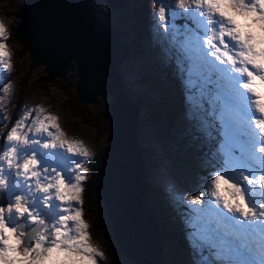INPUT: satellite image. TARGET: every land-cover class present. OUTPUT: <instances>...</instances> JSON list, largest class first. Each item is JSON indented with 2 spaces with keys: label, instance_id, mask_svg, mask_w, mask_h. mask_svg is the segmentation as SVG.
I'll return each instance as SVG.
<instances>
[{
  "label": "snow or ice",
  "instance_id": "6c2138e0",
  "mask_svg": "<svg viewBox=\"0 0 264 264\" xmlns=\"http://www.w3.org/2000/svg\"><path fill=\"white\" fill-rule=\"evenodd\" d=\"M157 2L156 34L207 149L196 195L166 185L194 264H264V0ZM6 33L0 23V70L10 72ZM6 96L0 81V109ZM10 119L0 111V124ZM57 120L36 105L0 134V264L104 258L83 219L92 153Z\"/></svg>",
  "mask_w": 264,
  "mask_h": 264
},
{
  "label": "rangeland",
  "instance_id": "374dc122",
  "mask_svg": "<svg viewBox=\"0 0 264 264\" xmlns=\"http://www.w3.org/2000/svg\"><path fill=\"white\" fill-rule=\"evenodd\" d=\"M90 2L98 16L110 26L121 27L118 23L120 17H123L127 23V33L123 39L132 47L128 58L119 66L121 82L125 86L127 96L133 101L139 96L150 97L155 107L164 101L160 114L169 112L168 126L166 127L163 123L164 129L161 132L158 131L163 128L162 124L159 122L157 126V121L162 120L160 117L151 120L144 114L136 126L142 145L145 176L149 174L152 177L151 181L145 177L149 185L147 197L151 213L157 216L159 233L163 237L162 258L165 264H194L196 257L193 256L186 242L180 208H177L180 205L174 206L166 190L163 189L160 196L157 193L159 187L153 186L154 181L161 175L160 169L169 167L167 173H171L170 175L180 188L186 186L183 181V176L186 175L188 177L186 182L190 184L188 188L197 194L203 177L207 174L203 164V153L207 151L204 137L194 123L186 119L185 91L175 69L164 55V44L160 42L156 34L154 12H158L161 5L157 0H123L122 8L114 9L106 0H90ZM22 6L23 0H0V23H3L7 29L4 43L11 56L12 66L10 72L0 70V81L11 85L10 102L6 96L5 106L2 108L3 114L10 116L11 119L0 124V134L6 136L15 121L24 115L25 109L36 105L43 106L45 113L58 117L57 123L66 134L65 138L82 141L92 153L91 159L86 164L88 171L87 179L83 184L84 191L99 170L110 126L115 125L116 122L115 116L111 118L107 113L111 95L107 91L100 92L94 101L88 104L84 102L86 106L81 104L82 111L78 113V107L73 104V100L77 99L74 86L77 67L72 69L65 67V71L60 76L50 77L44 65L31 57L27 49L20 52L22 48L20 39L16 40L14 31L20 20L19 11ZM237 19L241 23L244 22L242 17ZM177 23L182 24L183 21L178 20ZM72 60L70 61L74 62ZM86 82L89 86L88 78ZM116 85H119L118 82ZM84 87L86 88V85ZM180 134L186 137L182 145L177 147V149L181 148L180 158L175 159L170 157L172 155L169 151L172 146L169 149L166 146L171 138L178 137ZM149 144L156 147V154L158 158H161L155 166L148 165L149 155L145 149L149 148ZM86 196L82 195L83 219L89 225L91 243L104 253L100 264H132L128 257L122 254H111L108 244L115 242L110 229L108 228L104 233L101 228L94 225L96 220L108 223L102 199L95 193V183L92 193L85 199ZM106 235L109 238H106ZM112 259H116V262L112 263Z\"/></svg>",
  "mask_w": 264,
  "mask_h": 264
},
{
  "label": "water",
  "instance_id": "95a60500",
  "mask_svg": "<svg viewBox=\"0 0 264 264\" xmlns=\"http://www.w3.org/2000/svg\"><path fill=\"white\" fill-rule=\"evenodd\" d=\"M106 1L114 9L123 6V0ZM19 17L17 29L25 37L29 55L44 64L48 76H60L65 67H77L74 86L80 99L92 102L102 91L111 95L107 113L116 122L110 126L95 193L102 199L118 249L133 264H165L160 228L147 199L140 147L134 142L147 102L130 100L119 72L132 47L123 39L125 19L119 18L121 27L110 26L90 0H23ZM88 67L92 68L90 74L82 78L80 70Z\"/></svg>",
  "mask_w": 264,
  "mask_h": 264
},
{
  "label": "trees",
  "instance_id": "16d2710c",
  "mask_svg": "<svg viewBox=\"0 0 264 264\" xmlns=\"http://www.w3.org/2000/svg\"><path fill=\"white\" fill-rule=\"evenodd\" d=\"M14 35H15L16 40H17V38L20 39V42L19 43L21 44V47H22L20 49L21 50L20 52L26 51L27 48L25 46V39L18 32L17 27H16V30L14 31ZM74 81H75V79H74ZM77 99L73 100V104L78 107V113H80L82 111L81 104L84 105V106H86L84 104V102L87 103V104L90 103V102H87L85 100L80 99V97L78 95H77ZM146 99H147V112H146V116H148L151 120H155L156 118H159V117L162 119V120H158L157 121V126H158V123L159 122L162 124V127L163 128L162 129H159V131H158V132H161L164 129V124H165L166 127L168 126V122L170 120L169 112L167 111V112H163V113L160 114V112L162 111V109L164 107V101H162L161 104L158 107H155L154 104H153L152 98L146 97ZM137 132L139 133V131H137ZM167 136H168V133H167ZM185 137L186 136H184L183 134H180L178 137L175 136L174 138H171L169 140V144H167L166 147L169 149V147L172 146L171 147V150L169 151L171 153V155H172L170 157H173L175 159H179L180 158L179 153L181 151V148H178L177 149V147L182 145ZM167 148H165V149L168 151ZM97 177H98V173L96 172V175H95L94 179L91 180V184L88 186V188H87V185H86V187H85V189L83 191V194H82L83 196L84 195L85 196L87 195L85 197V199L89 197V194L90 193H92V188H94V183H95V180L97 179ZM187 178L188 177L186 175H184L183 176V181L186 182ZM148 187H149V185H148ZM94 225L96 227H98V228H101V230L104 233L107 231L108 228L110 229V227H109V220H108V223H103L102 221L96 220V221H94ZM106 238H109L108 235H106ZM161 239H162V236H161ZM108 248H109V250H110V252H111L112 255H115V253L119 254V249H118V246H117L116 243L110 242L108 244ZM113 262H116V259H112V263Z\"/></svg>",
  "mask_w": 264,
  "mask_h": 264
},
{
  "label": "bare ground",
  "instance_id": "6f19581e",
  "mask_svg": "<svg viewBox=\"0 0 264 264\" xmlns=\"http://www.w3.org/2000/svg\"><path fill=\"white\" fill-rule=\"evenodd\" d=\"M23 36V35H22ZM24 37V36H23ZM24 39H25V37H24ZM56 41V40H55ZM26 46V45H25ZM27 48V47H26ZM28 50V49H27ZM29 51V50H28ZM32 57V56H31ZM33 58H35V57H33ZM36 59V58H35ZM44 65V64H43ZM91 70H92V68H90V67H88V68H84V69H81L80 71H81V77L82 78H85L88 74H90V72H91ZM53 76H58V75H53ZM7 80V79H6ZM7 83H9V82H7ZM86 84H87V82H86ZM87 87V86H86ZM131 101H133L132 99H130ZM2 110H4V109H1V111ZM149 136V135H148ZM94 139V138H93ZM135 139H137V137H135ZM72 140H76L75 138H73ZM80 141V140H79ZM123 142L124 143H128L127 141H125L124 139H123ZM150 145V144H149ZM156 148V147H155ZM155 148L153 147V146H149V148H147V149H145V150H147V154L149 155L148 157H147V159H148V165H156V164H158V161L161 159V158H158V156H157V154H156V150H155ZM150 172V171H149ZM147 173V172H146ZM146 178H147V180H152V177L149 175V174H147L146 176H145ZM148 190V189H147ZM147 199H148V197H147ZM149 202V201H148ZM149 206H150V203H149ZM150 209H151V206H150ZM152 211V210H151ZM152 214V213H151ZM153 215V214H152ZM176 223L178 224L179 223V221H176ZM180 224V223H179ZM163 225H167V224H164L163 223ZM171 225V224H170ZM172 226V225H171ZM156 227L158 228V225L156 224ZM174 231V230H173Z\"/></svg>",
  "mask_w": 264,
  "mask_h": 264
}]
</instances>
